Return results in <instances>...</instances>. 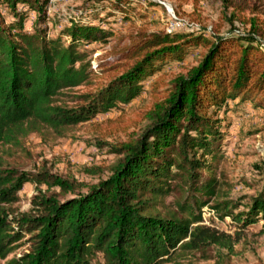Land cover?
I'll use <instances>...</instances> for the list:
<instances>
[{"label": "trees", "instance_id": "16d2710c", "mask_svg": "<svg viewBox=\"0 0 264 264\" xmlns=\"http://www.w3.org/2000/svg\"><path fill=\"white\" fill-rule=\"evenodd\" d=\"M49 1L0 0V264H184L195 255L222 262L240 237L204 223L203 207L241 230L262 220L264 235V191L246 203L224 200L219 171L232 104L264 109V31L256 19L243 21L244 31L209 35L138 31L121 48V61L107 68L121 73L80 91L95 76L85 47L107 44L120 29L111 22L144 5L85 0L64 20L48 16ZM197 49V63L172 80L143 130L111 147L116 161L106 177L89 184L44 166L31 172L11 165L29 134L61 138L129 104ZM253 166L260 175L264 158ZM27 182L35 194L23 211L15 204ZM240 204L244 210L236 212Z\"/></svg>", "mask_w": 264, "mask_h": 264}, {"label": "rangeland", "instance_id": "374dc122", "mask_svg": "<svg viewBox=\"0 0 264 264\" xmlns=\"http://www.w3.org/2000/svg\"><path fill=\"white\" fill-rule=\"evenodd\" d=\"M144 7H137L127 20L118 19L114 37L105 45L96 43L85 49L90 50L87 60L95 73L92 86L77 90L95 89L115 78L121 70L107 68L120 62V51L128 44L130 37L138 31L166 32L172 23L173 30L181 32H201L209 35L226 32L229 28L245 30V20L256 19V24L264 31V0H234V5H223L220 0H138ZM85 0H50L48 16L69 20L85 6ZM53 16V15H52ZM60 20L56 27L64 23ZM173 32V31H172ZM167 33V32H166ZM264 43V38L261 39ZM201 48V47H199ZM201 49L190 50L184 60L171 68L163 69L152 81H148L142 93L129 104L116 107L107 113L96 114L68 130L57 139L41 138L29 134L23 140L21 150L11 157V165L26 171H37L42 166L50 173L65 179L93 183L106 177L116 156L110 151L112 146L123 142L131 135H137L147 124L146 117L155 102L168 92L172 80L186 74L197 63ZM102 67H98L99 65ZM104 69H106L104 71ZM224 132L227 144L219 167L222 174L224 200L249 202V197L264 191V172L255 173L254 164L264 158V109L254 108L251 103L232 104L226 115ZM87 168H97L96 174H89ZM50 192H58L52 187ZM35 187L27 182L18 191L19 200L15 204L20 210L30 208V199ZM244 205L240 204V211ZM201 216L209 225L239 236L233 254L222 262L217 257L205 260L200 255L188 256L184 264H264V235L259 234V221L241 230L230 217L219 219L209 207H203ZM238 233L236 235L235 233ZM216 252L212 251L214 256Z\"/></svg>", "mask_w": 264, "mask_h": 264}, {"label": "built area", "instance_id": "2783aa9c", "mask_svg": "<svg viewBox=\"0 0 264 264\" xmlns=\"http://www.w3.org/2000/svg\"><path fill=\"white\" fill-rule=\"evenodd\" d=\"M173 28H174V24H170L169 25V27L166 29V32L167 33H171L172 31L174 32L175 30H173ZM204 223H206V224H208L207 222H204ZM209 225V224H208Z\"/></svg>", "mask_w": 264, "mask_h": 264}]
</instances>
